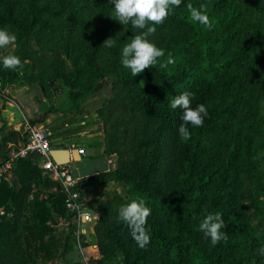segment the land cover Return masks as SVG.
I'll return each mask as SVG.
<instances>
[{
	"label": "trees",
	"instance_id": "16d2710c",
	"mask_svg": "<svg viewBox=\"0 0 264 264\" xmlns=\"http://www.w3.org/2000/svg\"><path fill=\"white\" fill-rule=\"evenodd\" d=\"M51 1L59 9L42 0H0V28L15 34L13 54L22 64L28 57L29 38L51 29L45 15L59 16L76 0ZM82 1L90 22L92 16L111 5L109 0ZM188 3L207 6L211 29L190 20ZM167 20L184 30L185 36L172 35L163 48L165 56L137 76L120 62L123 46L116 41V31L114 47L87 44L81 53L83 67L61 75L70 96H74L73 103L99 79L113 77L119 85L116 106L122 122L137 120L141 138L144 136L143 151L138 156L123 158L116 151L113 171L77 180L78 189L113 180L126 189V203L139 196L151 209L146 224L151 241L141 249L121 220L111 230L101 225L107 209L102 205L96 224L102 256L96 264L114 250L122 254L120 264H264V256L258 254L264 246V169L257 162L258 141L264 131L260 115L264 98V0H212L209 5L208 0H182ZM107 48L112 59L99 68L98 60ZM168 53L176 63L161 68ZM0 67L4 68L2 63ZM16 69L2 72L5 82L16 79L22 84ZM84 71L92 77L87 86L81 83ZM184 91L193 94V108L204 104L208 110L203 126H188L191 139L186 142L178 134L181 110L169 107L174 96ZM49 113L35 122L43 121ZM149 123L161 126L156 141L158 151L163 149L164 177L171 183L166 190L147 185L152 172L148 142L144 143L145 136L152 133ZM163 130L167 134L162 138ZM41 189L45 197H41ZM66 197L59 180L39 165L15 160L11 176L0 180V264H43L56 256L48 242L50 221L57 215L70 219ZM215 212L222 213L225 227L221 231L227 232L228 240L212 246L199 224L208 213ZM104 236L112 240L111 249L101 242Z\"/></svg>",
	"mask_w": 264,
	"mask_h": 264
},
{
	"label": "rangeland",
	"instance_id": "374dc122",
	"mask_svg": "<svg viewBox=\"0 0 264 264\" xmlns=\"http://www.w3.org/2000/svg\"><path fill=\"white\" fill-rule=\"evenodd\" d=\"M42 1L44 3L49 2L54 9H59L50 0ZM211 1L208 0V5ZM45 17L49 20L50 31L45 35H34L29 38L28 57L23 61V67L15 70L20 72V77L23 79L22 84L26 83L31 86L36 98L44 97L48 101L49 108L44 113L72 112L86 124L95 126L104 138L105 149L114 152L116 161L118 159L117 152L121 153L123 158L138 156L143 151L144 136L141 138L140 126L137 120L132 119L130 123L122 122L123 116L116 106L119 85L115 79L111 76L99 79L90 91L80 94L73 103L74 96H70V88L63 83L61 75L74 72L77 68L83 67L81 53L82 48L87 44H99L103 48L101 44L110 37L114 38V31H116L118 33L116 41L119 40L118 44L120 43L122 47L127 39L142 30L134 29L131 24L127 26L120 24L116 20L112 4L102 13L92 16V22L89 21V13L85 9L82 0H76L70 6L64 8L59 16L49 17L45 15ZM155 27L156 32L148 39L160 49H163L169 43L172 35L182 38L185 36L184 30L167 19L162 24L155 25ZM15 50L14 43L0 49V55L13 54ZM108 50L107 48L99 58L97 67L102 68L111 61L112 57L110 58ZM6 70L8 69L0 67V81H2L0 107H4L7 102H13L9 87L18 84L16 79L11 82L4 81L2 72ZM91 81L92 77H89V72L84 71L81 78L82 85L87 86ZM71 107H74L75 110H66ZM260 115L264 119V98L260 101ZM30 124L37 125L35 120L31 121ZM148 125L152 129V133L145 136L144 143L148 142V165L152 172L146 180L147 185L152 189L166 190L171 186V183L170 180L164 177L161 163L163 149L161 148V151H158L156 141L158 129L161 126L158 123H149ZM1 129L0 132H2ZM166 134L167 130H163L162 138ZM257 162L258 166L264 169V131L262 138L258 141ZM121 187L120 192L115 191L113 194L106 196L107 199L102 207L107 209L103 215L101 225L108 230H111L120 220L118 217L119 208L129 200L126 189L122 185ZM121 193L123 194L121 195ZM45 195L46 193L41 189V197H45ZM262 199L264 201V196ZM101 242L107 248L111 249L113 246L112 240L106 236L103 237ZM121 256L120 251L114 250L105 259V264H119Z\"/></svg>",
	"mask_w": 264,
	"mask_h": 264
},
{
	"label": "crops",
	"instance_id": "0c3cea01",
	"mask_svg": "<svg viewBox=\"0 0 264 264\" xmlns=\"http://www.w3.org/2000/svg\"><path fill=\"white\" fill-rule=\"evenodd\" d=\"M9 89L13 102H7L4 107H0V157H4L9 148L19 147L23 141L25 126L41 118L49 108L48 101L44 97L36 98L33 88L26 83L13 84ZM36 124L46 131L52 148L72 146L77 151L84 149V155H80L79 159L70 156V161L66 164L77 180L108 173L116 168V155L105 152V142L100 131L80 120L76 114L50 113ZM121 185L108 180L79 188L85 198L83 210L93 220L88 221L81 217L80 223H77L72 213L70 219L54 216L50 221L52 234L48 242L56 250V256L43 264H89L92 261L96 264L102 256L96 235L98 211L105 203L106 196L115 191L120 192ZM105 262L103 260L101 264Z\"/></svg>",
	"mask_w": 264,
	"mask_h": 264
},
{
	"label": "clouds",
	"instance_id": "9594fccd",
	"mask_svg": "<svg viewBox=\"0 0 264 264\" xmlns=\"http://www.w3.org/2000/svg\"><path fill=\"white\" fill-rule=\"evenodd\" d=\"M109 3L113 5L114 15L120 24L124 26L131 24L134 29L142 30L133 35L129 43L123 45L120 54L121 64L130 69L132 76L135 77L145 69L155 66L158 60L165 56L164 50L158 48L148 37L156 32L155 25L162 24L170 15L171 10L181 5L182 0H109ZM186 8L191 21L211 29L212 22L207 14L206 5L201 4L199 7H194L193 4L188 3ZM16 39L15 34L7 28H0V49L13 45ZM115 44V39L110 37L104 41L102 46L111 48ZM0 63L5 69L23 67L20 58L14 54L0 55ZM175 63L172 53H168L167 59L159 66L167 68ZM192 96L191 92L184 91L174 96L169 104L171 109L181 110L178 134L182 142L191 139L188 126L201 127L205 117L208 116V110L204 104L192 107ZM118 215L119 219L127 225L138 247L145 249L151 241L149 229L146 227L151 209L146 206L145 200L139 196L132 198L128 203L120 206ZM224 227L220 212L208 213L199 224L200 231L204 237L210 238L212 246L218 245L221 241L227 242V232L221 231ZM258 254L264 256V246L258 249Z\"/></svg>",
	"mask_w": 264,
	"mask_h": 264
},
{
	"label": "built area",
	"instance_id": "2783aa9c",
	"mask_svg": "<svg viewBox=\"0 0 264 264\" xmlns=\"http://www.w3.org/2000/svg\"><path fill=\"white\" fill-rule=\"evenodd\" d=\"M24 139L19 147L9 148L3 161L0 163V180L10 177L12 167L16 159H25L38 163L39 166L50 173L54 179H58L64 187L67 197L65 207L74 215L75 222L80 223L81 217L91 221L93 217L83 210L85 198L77 187V179L70 173L66 165H58L51 158L52 145L46 131L36 125L27 124L23 130ZM84 155V149L78 150ZM0 209V214H2Z\"/></svg>",
	"mask_w": 264,
	"mask_h": 264
},
{
	"label": "water",
	"instance_id": "95a60500",
	"mask_svg": "<svg viewBox=\"0 0 264 264\" xmlns=\"http://www.w3.org/2000/svg\"><path fill=\"white\" fill-rule=\"evenodd\" d=\"M51 158L58 165H66L70 161V156L73 159H79L80 154L74 147L52 148L50 151Z\"/></svg>",
	"mask_w": 264,
	"mask_h": 264
}]
</instances>
